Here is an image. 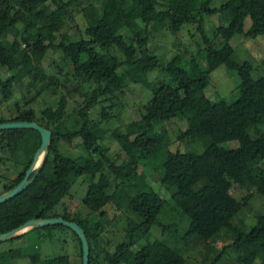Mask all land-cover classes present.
Here are the masks:
<instances>
[{
  "label": "trees",
  "instance_id": "obj_1",
  "mask_svg": "<svg viewBox=\"0 0 264 264\" xmlns=\"http://www.w3.org/2000/svg\"><path fill=\"white\" fill-rule=\"evenodd\" d=\"M46 1L55 5L47 13ZM74 2L0 0V103L8 100L11 93L1 71L14 72L13 80L42 83L44 88L37 90L40 95L51 93L56 84L49 86V81L44 82L47 76L36 68L49 50L60 53L68 62L76 83L70 88L62 86L56 106L41 107L38 114L30 104H14L8 117L0 115V123L34 122L51 134L46 156L34 179L19 194L0 204V234L30 219L60 217L83 230L89 250L88 264H95L91 247V241L96 239L95 224L87 226L80 217L53 212L74 182L81 178L88 184L81 203L89 212H99L102 216L103 206L111 203L119 209L122 203L117 201L124 199L133 217L126 223L124 241L117 244L111 254L104 255L105 264H187L177 248L161 240L132 249L140 237L148 236L152 227L160 228L161 232L174 228L171 233L175 235L178 224L165 226L159 222L167 207L169 214L177 215L179 224L183 225L182 242L207 241L221 232L228 234L230 243L207 264H221L228 252L236 255L238 264H251L256 258L264 264V212L248 229L233 225L232 221L247 207L248 198L239 202L223 191L224 184L231 181L239 187L253 189L264 200V171L259 165L264 161V130L260 131L264 126V76H254L251 63L238 60L232 50L228 54L219 50L233 35L264 38V0H221L216 7H212V0H98L100 12L92 6L81 12L82 31L75 29L74 38L61 33L60 41L55 43L53 35L37 23L50 24L53 32L59 33L65 10ZM25 15L32 17L33 23H29ZM213 15L226 21L225 26L216 28L220 38L218 45L212 44L200 28L204 17ZM245 18L250 21L246 30L243 29ZM18 22L29 29L26 36H19L15 28ZM138 22L143 24L142 28ZM195 24L204 47L186 61V68L180 66L179 57L159 66L155 55L144 47L150 25L176 35L183 26ZM121 30L131 34L135 44L126 39ZM9 35L10 42L2 41ZM44 41L47 44H43ZM219 65L234 71L239 79L236 99L230 104L221 100L212 102L203 92L209 74ZM260 66L264 69V60ZM156 69L165 75V80L151 86V97L143 105L140 118L127 123L123 132H112L120 150L129 159L127 166L115 165L105 158L99 147L105 130L91 123L87 110L101 101H109L108 98L123 90L127 83L145 85L146 74ZM84 86L89 88L88 92L84 91ZM64 93L83 97V106L77 109L80 124L72 132L59 130L66 116ZM106 115L102 111L101 116L107 121ZM176 118H182L185 124L184 130L176 134V140H197L202 144L201 151H169L165 134L157 132L155 126ZM26 132L35 133L36 139ZM76 138L85 156L76 159L63 156L59 142ZM231 141L236 142L234 148L219 146ZM39 144L35 131H0V154H9L13 162L22 166V172L1 186L0 194L22 179ZM158 155L161 156L158 184L169 188L167 201L152 187L144 194L146 185L137 174L139 163ZM94 160L99 162L98 166L94 165ZM104 163L108 164L107 169L116 181L111 193L107 182L99 185L94 181L96 175L102 176ZM131 188H134L133 193H126ZM55 227L59 226L41 229ZM75 239L81 264L80 243L76 236ZM27 264L69 262L61 255L45 259L29 256Z\"/></svg>",
  "mask_w": 264,
  "mask_h": 264
},
{
  "label": "rangeland",
  "instance_id": "obj_2",
  "mask_svg": "<svg viewBox=\"0 0 264 264\" xmlns=\"http://www.w3.org/2000/svg\"><path fill=\"white\" fill-rule=\"evenodd\" d=\"M60 1L64 2L65 0H56V2ZM220 1L212 0V7L218 6ZM45 4L47 5L46 13L55 8V5H52L49 1H46ZM91 6L98 10L97 13L100 12L98 0H75L65 10L59 33L53 32L50 24L39 22L37 25L43 27L45 32L51 33L55 38V43L60 41L61 33L68 34L74 38V30L77 29V32H80L84 26L81 12ZM25 17L29 23H33L32 17H28L27 15ZM249 24V19L245 18L243 29L246 30ZM225 25V20L220 19L218 15H213L204 17L200 28H202L204 35L212 44L218 45L220 38L216 35V28ZM138 26L142 28L143 24L138 22ZM15 28L19 36H26L28 34L29 29H25L24 23H16ZM148 30L150 35L144 47L155 55L159 66H164L173 58L179 57L180 66L186 68V61L190 57L195 56L204 47L196 29V24L183 26L176 35H171L167 30L153 25H150ZM121 34L135 44L134 38L126 30H121ZM11 40L12 37L10 35L2 38V41L10 42ZM43 44H47V41H44ZM21 47L24 48V44H21ZM219 50L224 54H228L232 50L238 60L251 63L254 76H264V69L260 66L261 61L264 60L263 37L249 38L233 35L227 43L221 44ZM36 68L47 76L44 82L49 81V86L56 84V87L51 90V93L46 92L40 95L37 93V90L44 88L41 82L39 85L31 84L27 79L13 80L11 76L14 75V72L1 71L6 82L10 85L11 93L8 100L0 103V115L8 117L14 104H18L19 106L30 104L32 109L38 114L41 107L53 106L56 103L57 99L62 95V86L70 88L76 84L71 77L68 62L58 52L47 51L43 59L36 64ZM161 80H165V75L159 69L148 72L146 74L145 85L127 83L123 90L116 92L114 97H109V101H101L87 110L91 123L105 130L104 138L99 142V147L109 162H113L115 165L123 164L127 166L129 164L128 157L120 150L112 136V132L114 130H117L119 133L123 132L127 123L140 118L143 105L151 97V86L156 81ZM238 84L239 79L235 72L228 71L222 65H219L209 74L208 84L203 92L212 102L221 100L226 104H230L236 99ZM83 89L86 92L89 91V88L86 86ZM82 99V96L64 93L66 116L59 124L60 131L72 132L79 127L80 122L77 109L83 106ZM108 107L109 109H107ZM102 111L106 112V117L108 116L107 121L101 116ZM184 128L185 124L182 118L172 119L155 126L157 132L162 131L165 134L169 151H201L202 144L197 140H176V134L183 131ZM263 130L264 126L260 128V131ZM26 134L36 139L35 133L26 132ZM219 146L224 149H230L236 146V142H225L219 144ZM59 151L63 156L70 159L85 156L80 141L77 138L71 141L59 142ZM160 159V155L145 158L142 164H138L137 174L146 185V188L143 189L144 194L148 191L147 188L152 187L158 191L162 199L167 201L169 188L161 187L158 184L160 177L158 162ZM93 162L95 166L99 165L97 160ZM39 165L40 161H38L36 166ZM107 165V163H104L100 171L102 176L96 175L94 181L99 185L107 182L108 192L111 193L114 191L116 181H114L112 174L107 169ZM259 165L264 171V161H261ZM20 172H22V166L13 162L9 154H0V191L3 184L10 183ZM87 186V182L79 178L72 185L68 195L54 207L53 212L56 215L67 213L72 218L80 217L87 226H94L95 224L97 227L96 239L91 241L94 263L105 264L103 260L104 255L111 254L114 247L124 241L126 223L128 220L133 219V217L124 199L117 201V203H122L119 205V209H116L115 205L111 203L103 206L101 209L102 216L99 215V212H89L81 203ZM133 191L134 188H131L126 193H133ZM223 191L239 202L245 197L248 198L247 207L232 221L233 225H242L244 229H248L253 225L255 218L264 212V200L253 189L239 187L231 181H227L223 186ZM119 197L123 198L121 195ZM167 208L159 217V222L165 226L178 224L179 228L174 232L175 235L171 233L174 231V228H170L169 232H161L160 228L152 227L147 237H140L137 240L136 245L132 247L133 250H136L141 244L146 242L161 240L169 246L177 248L187 264H207L223 246L230 243V238L225 232H221L216 237L207 241H180L183 225L179 224L180 219L177 215L171 216L169 214ZM60 255L66 256L69 264H79L75 236L69 229L61 226L31 230L18 238L0 243V264H27L29 256H38L39 259H45ZM221 264H238L236 262V255L228 252L222 258ZM251 264H260V262L256 258Z\"/></svg>",
  "mask_w": 264,
  "mask_h": 264
},
{
  "label": "water",
  "instance_id": "obj_3",
  "mask_svg": "<svg viewBox=\"0 0 264 264\" xmlns=\"http://www.w3.org/2000/svg\"><path fill=\"white\" fill-rule=\"evenodd\" d=\"M13 129L32 130L37 132L39 135L40 144L39 147L34 152L31 162L28 168L25 170L22 179L11 189L0 194V204L8 201L12 197L19 194L34 179L46 156L50 141V135H51L50 132L34 122L14 121V122L0 123V131L13 130ZM39 156H41L40 165L34 166ZM48 226H62L69 229L79 240L80 250H81V264H88L89 250L83 230L76 223L65 221L60 217L46 218V219H40V218L30 219L7 232L1 233L0 243L4 241L12 240L14 238H18L19 236L31 230L48 227Z\"/></svg>",
  "mask_w": 264,
  "mask_h": 264
},
{
  "label": "bare ground",
  "instance_id": "obj_4",
  "mask_svg": "<svg viewBox=\"0 0 264 264\" xmlns=\"http://www.w3.org/2000/svg\"><path fill=\"white\" fill-rule=\"evenodd\" d=\"M40 158H41V156H39V157H38V159H37V161H36V163H35V165H34V166H36V165H37L38 161H40Z\"/></svg>",
  "mask_w": 264,
  "mask_h": 264
}]
</instances>
